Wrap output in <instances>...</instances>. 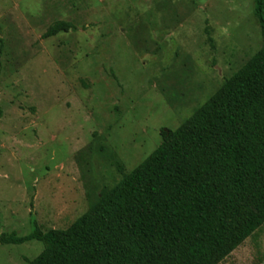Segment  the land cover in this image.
<instances>
[{"label":"rangeland","instance_id":"374dc122","mask_svg":"<svg viewBox=\"0 0 264 264\" xmlns=\"http://www.w3.org/2000/svg\"><path fill=\"white\" fill-rule=\"evenodd\" d=\"M261 44L252 0H0V235L70 226ZM216 264H264V224Z\"/></svg>","mask_w":264,"mask_h":264},{"label":"trees","instance_id":"16d2710c","mask_svg":"<svg viewBox=\"0 0 264 264\" xmlns=\"http://www.w3.org/2000/svg\"><path fill=\"white\" fill-rule=\"evenodd\" d=\"M253 1L262 44L176 129L65 229L0 235L36 240L28 264H216L264 224V0ZM56 22L47 36L67 32ZM32 215V211L30 212Z\"/></svg>","mask_w":264,"mask_h":264}]
</instances>
